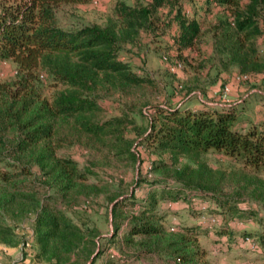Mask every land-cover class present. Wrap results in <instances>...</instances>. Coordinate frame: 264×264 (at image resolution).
<instances>
[{
  "label": "trees",
  "instance_id": "16d2710c",
  "mask_svg": "<svg viewBox=\"0 0 264 264\" xmlns=\"http://www.w3.org/2000/svg\"><path fill=\"white\" fill-rule=\"evenodd\" d=\"M88 1L0 2V61H13L19 70L14 82L0 81V211L7 209L18 220L33 214L35 229L28 242L36 264L44 259L48 264H97L100 259L104 264H139L136 260L143 253L158 256L159 262L151 264H211L199 242L201 234L215 230L222 246L227 244L223 235H238L232 225L235 220L257 218L264 223V215L242 208L240 193L233 196L221 190L220 178L216 179L213 168L200 155L217 152L254 172H263L264 120L244 118L230 106H155V117L141 133L142 144L168 152L175 162L180 156H190L199 164L183 163L174 174V184H150L151 191L143 196L133 191L111 197L107 214L117 230L112 237L103 235L90 216L95 201L86 183L98 173L81 169L76 158L61 154L65 138L60 131L67 123L97 140L126 131L125 118H97L104 106L95 91L98 86L152 83L141 58L127 48L134 46L141 30H169V50L187 61L189 52L198 47L202 23L226 13L228 18L220 24H232L237 35L230 57L243 65L249 63L250 53L256 50L251 44L249 52L242 53V39L252 41L262 34L259 21L264 22V0H149L137 6L119 2L113 25L64 27L58 22L59 7ZM41 73L62 86L51 99L42 94ZM118 139L124 140L122 136ZM118 153L137 159L128 146ZM154 163L156 168L168 165L163 160ZM30 180L40 181L54 193L44 201ZM261 183L264 189V179ZM262 185L256 184V199L264 208ZM208 200L214 203L207 207L209 224L182 223L177 229L171 227L172 232L165 224L170 212L167 202L183 201L197 217ZM217 214L222 221L218 219L220 225L215 228L211 217ZM121 229L122 243L136 252L127 254L124 248L119 253L105 252L117 247ZM0 234L16 236L13 228L2 224ZM248 236H258L264 244V233Z\"/></svg>",
  "mask_w": 264,
  "mask_h": 264
},
{
  "label": "rangeland",
  "instance_id": "374dc122",
  "mask_svg": "<svg viewBox=\"0 0 264 264\" xmlns=\"http://www.w3.org/2000/svg\"><path fill=\"white\" fill-rule=\"evenodd\" d=\"M8 0H0V2ZM149 0H89L85 3L65 4L57 9L58 22L64 27H78L83 25L99 24L106 26L116 24L114 9L119 2L137 6ZM247 2V0H242ZM160 11H163L161 9ZM228 18L226 13L213 16L202 23V33L198 47L188 54L187 61H182L177 53L170 51L167 40H170V31L141 30L132 52L141 58L148 77L152 83L141 87H132L119 84L117 86H98L95 95L104 106V110L97 115L99 120L121 117L128 120L123 134L104 137L103 140L92 139L87 135L65 124L60 135L65 138V145L61 154L72 156L79 162V167L92 168L97 172L87 181L92 190L95 209L90 213L92 221L98 226L102 234L112 237L116 230L111 217L107 214L109 199L116 194L136 192L143 196L151 191L148 187L158 181L170 184L176 182L175 172L183 163L189 162L198 165L190 156H180L175 160L168 152H158L142 144L143 136L151 121L156 115L155 106L164 107H214L230 106L242 112L244 118L254 121L264 120V22L259 21L263 29L262 34L252 41L244 39L242 53L249 52L251 44L256 53H250V62L242 64L231 59V46L236 41L237 35L234 26H222L221 21ZM229 32V33H227ZM140 74L141 71L138 70ZM19 70L13 61H0V81L14 82L18 78ZM240 74H248L247 80L237 81ZM41 91L45 98L51 99L62 86H56L47 74H40ZM229 86L230 92L224 97L223 89ZM123 137V141L118 139ZM130 147L137 155L136 160H131L125 153H118L123 147ZM156 160L168 162V165L156 168ZM200 160L205 161L213 168L216 179L220 178L221 190L230 195H238L239 205L242 208H252L264 215L262 203L256 199V184L262 185L263 172H254L230 160L220 153L209 152L200 155ZM102 179V180H100ZM29 183L38 188V195L44 201L48 194L54 190L44 187L40 181ZM262 190L263 185L261 186ZM124 195V196H125ZM171 202V201H170ZM183 201L166 203L167 210L165 224L177 229L182 223L207 225L209 224L208 206H214L213 200L203 202L201 215L195 216L190 212ZM207 208V209H206ZM0 224L15 230V237L0 234V263L1 264H36L32 253V244L28 242L35 229L32 221L33 214H27L23 219H15L9 210L0 211ZM216 228L220 225L222 216L217 214ZM211 219V220H212ZM232 225L238 233L235 236H224L227 244L221 246L213 230L199 236L201 246L207 252L211 264H264V244L258 236L250 237L249 234L264 233V223L257 218L235 220ZM248 232L247 236L240 234ZM114 246L105 252L119 253L124 248L127 254L135 253L134 249H127L122 243V229L118 232ZM3 240V242L1 241ZM8 242V243H7ZM29 243V245H27ZM225 246V247H224ZM103 258V257H101ZM136 260V259H135ZM139 264L159 262L158 256L141 254ZM39 264H48L47 260ZM97 264H104L100 259Z\"/></svg>",
  "mask_w": 264,
  "mask_h": 264
},
{
  "label": "built area",
  "instance_id": "2783aa9c",
  "mask_svg": "<svg viewBox=\"0 0 264 264\" xmlns=\"http://www.w3.org/2000/svg\"><path fill=\"white\" fill-rule=\"evenodd\" d=\"M97 1V0H96ZM249 78L248 74H240L236 77L237 81H242V80H247ZM230 92V88L229 86H225L223 89V96L226 97ZM169 204H172V202H168ZM212 221L215 223L216 220L215 218L212 219ZM27 245H29V243H27Z\"/></svg>",
  "mask_w": 264,
  "mask_h": 264
},
{
  "label": "crops",
  "instance_id": "0c3cea01",
  "mask_svg": "<svg viewBox=\"0 0 264 264\" xmlns=\"http://www.w3.org/2000/svg\"><path fill=\"white\" fill-rule=\"evenodd\" d=\"M224 107H227V106H224V105L222 106V105H220V106H218V107H217V106H214V107H212V108H220V109L222 108V109H223ZM256 122H257V121H256ZM0 264H1V263H0Z\"/></svg>",
  "mask_w": 264,
  "mask_h": 264
}]
</instances>
